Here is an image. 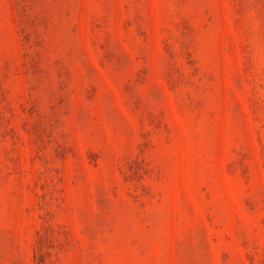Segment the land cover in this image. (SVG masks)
<instances>
[{
	"label": "rangeland",
	"instance_id": "374dc122",
	"mask_svg": "<svg viewBox=\"0 0 264 264\" xmlns=\"http://www.w3.org/2000/svg\"><path fill=\"white\" fill-rule=\"evenodd\" d=\"M0 264H264V0H0Z\"/></svg>",
	"mask_w": 264,
	"mask_h": 264
}]
</instances>
